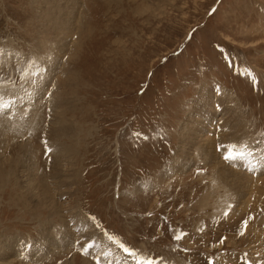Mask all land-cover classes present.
<instances>
[{
  "label": "rangeland",
  "instance_id": "obj_1",
  "mask_svg": "<svg viewBox=\"0 0 264 264\" xmlns=\"http://www.w3.org/2000/svg\"><path fill=\"white\" fill-rule=\"evenodd\" d=\"M60 1L0 0V264H264V0Z\"/></svg>",
  "mask_w": 264,
  "mask_h": 264
},
{
  "label": "bare ground",
  "instance_id": "obj_2",
  "mask_svg": "<svg viewBox=\"0 0 264 264\" xmlns=\"http://www.w3.org/2000/svg\"><path fill=\"white\" fill-rule=\"evenodd\" d=\"M51 1V0H50ZM54 1V0H53ZM61 1H67V0H61ZM60 1V2H61ZM65 2L64 3H62L61 5H59L62 9H65V7L67 8L68 6H66L65 5ZM74 2H76V0L74 1ZM79 2V1H78ZM44 3V2H43ZM50 3V2H49ZM51 4H53V3H51ZM70 4V3H69ZM55 5H57V4H55ZM54 5V6H55ZM72 5V4H71ZM52 6V5H51ZM53 6V7H54ZM72 6H74V5H72ZM58 7V6H57ZM55 8H56V6H55ZM59 8V7H58ZM78 8V7H77ZM69 9H71V8H69ZM52 10V9H51ZM50 10V11H51ZM56 10H57V8H56ZM59 11V10H58ZM53 12V15H51V20H55L56 19V17L58 16V15H60V14H62L63 12ZM72 12H73V9L71 10ZM65 12H67V10L65 11ZM68 12H70V11H68ZM67 12V13H68ZM50 13H52V12H50ZM71 13V12H70ZM74 13V12H73ZM77 13H75V15H76ZM64 15V14H63ZM69 15H71V14H69ZM73 15V14H72ZM74 15V16H75ZM73 16V17H74ZM62 18V17H61ZM63 20V19H62ZM71 21V20H70ZM55 22H56V20H55ZM59 22V21H58ZM65 23V22H64ZM63 23V24H64ZM60 28V27H59ZM63 31V30H62ZM83 32V31H82ZM45 85V84H44ZM43 85V86H44ZM48 88V87H47ZM29 94V93H28ZM201 95V94H200ZM203 95V94H202ZM221 95V94H220ZM199 97V96H198ZM202 97V96H201ZM222 97H224V98H226V95H224V96H222ZM228 97V96H227ZM4 98V97H3ZM208 98V96H205L204 97V99H207ZM201 99V98H200ZM203 99V98H202ZM218 99V100H217ZM216 99V101L217 102H220V104L221 105H219L220 106V108L219 107H217V106H215V104L217 103V102H214L215 100H212L213 102H210V104H209V107H210V109H213V113L214 114H216L217 116H218V114L219 113H221V106H222V110H225L224 108H223V106L224 105H227L228 103L226 102V100H223V98H217ZM228 100V99H227ZM207 101V100H206ZM205 101V102H206ZM204 102V103H205ZM225 102L227 103V104H225ZM54 104V103H53ZM57 104H58V102H57ZM231 104V103H230ZM13 105V104H12ZM198 105V104H197ZM195 106V105H194ZM206 106V105H205ZM13 107V106H12ZM199 107V106H198ZM215 107L216 108H218L219 110L218 111H216L215 110ZM225 107V106H224ZM194 109H196L198 112L200 111V108H197V107H193ZM205 108H207V106L205 107ZM227 108V107H226ZM228 108H231V107H228ZM207 111V110H206ZM228 111V110H227ZM236 111V110H235ZM234 108L232 109L231 108V110H229V112L230 113H232V114H234ZM195 112V111H194ZM22 114V113H21ZM200 115V114H199ZM197 113L196 114H194L193 115V117L191 118V120H189L190 122H188L189 124L192 122V120L193 119H195V118H198V116H199ZM206 115V114H205ZM216 115H213V116H211V119H215V116ZM235 116V115H234ZM58 118H59V125H58V127L60 128V129H62V132H63V129H65L66 127H67V124H66V122H65V120H63L62 119V117L59 115L58 116ZM207 118H209V117H207ZM199 119H201V116L199 117ZM205 121V120H204ZM222 121V120H221ZM212 122V121H211ZM217 122H219V125H220V120H217ZM222 123V122H221ZM189 124H187V128L189 127L188 125ZM202 124V123H201ZM229 124V123H228ZM193 125V124H192ZM207 125H208V122H207ZM206 125V126H207ZM224 125V127H226V126H228V127H230V128H233L232 129V131L231 130H225V132L226 133H228V132H230V134L227 136V138H226V145H228L227 147H229V149L230 150H226L225 151V153H226V155H227V157H229V158H231V159H234V160H236V162L237 163H239L240 162V164H242V161H240V158L243 156V154H244V151L242 150V152L240 151V149L242 148V147H240L239 148V145H241V141H239L238 140V135H236V133H237V131H235V129H239L240 128V125H239V127H237L238 125H236V126H234L232 123H230L229 125H227L226 124V122L223 124ZM204 126V125H203ZM202 126V127H203ZM222 126V125H221ZM242 126V125H241ZM201 127V126H200ZM206 128V127H205ZM183 130V129H182ZM190 130V129H189ZM189 130H187V132L189 133ZM224 131V129H222V130H218V132L217 131H215V134H219V133H221V135L223 134L222 132ZM15 132V131H14ZM192 132H194L193 130H192ZM201 132V131H200ZM233 132V133H232ZM239 132V131H238ZM64 133V132H63ZM187 133V134H188ZM220 135V134H219ZM224 135H226V134H224ZM223 135V136H224ZM241 135V134H240ZM188 136L189 135H185V142H186V140L188 139ZM219 137V136H218ZM190 138V137H189ZM198 138V137H197ZM223 138V137H222ZM220 140V139H219ZM242 141H244V139L242 138L241 139ZM221 141V140H220ZM215 142V141H214ZM242 146V145H241ZM194 147H196V149H195V151L193 150V153H192V156H193V158H192V161H194L195 160V152L197 153V155H196V158H199L200 160H205L207 157L208 158H210L211 160H213V159H215V156H214V154L212 155L211 153H210V151H208V148L207 147H204V146H201V145H199L198 143H196L195 145H194ZM219 147V146H218ZM221 147V146H220ZM223 147V146H222ZM225 147V146H224ZM225 149V148H224ZM212 152H214V151H212ZM238 153H240V154H238ZM220 154V153H219ZM238 154V155H237ZM210 160V161H211ZM235 163V162H234ZM234 163H233V165H234ZM213 165H214V163H212ZM173 165V164H172ZM235 165H236V163H235ZM217 166V164L215 165V167H213V169L214 168H217L216 167ZM225 166V165H224ZM223 166V164H222V168L224 167ZM237 167V166H236ZM219 169V168H218ZM225 169V168H224ZM219 170L220 171V178H219V181H221L222 183H225L226 181H227V178H224V177H231V176H233L230 172H228L227 171V169H225V170ZM228 169H229V167H228ZM216 170V169H215ZM231 170V169H230ZM218 171V170H217ZM232 171V170H231ZM169 172H171L170 170H169ZM173 172V171H172ZM234 172V171H233ZM237 172V171H236ZM15 173V172H14ZM264 173V172H263ZM238 174H240V173H238ZM245 174V173H244ZM237 175V174H236ZM235 175V176H236ZM238 176V175H237ZM244 176V175H243ZM242 176V177H243ZM241 177V176H240ZM240 177L238 176V177H234L235 178V181L237 180L236 178H239L238 180H239V182H238V184H239V186L238 185H232L233 186V188H231V187H229L230 185H228L229 184V182H228V184H227V186H228V188H230L232 191H233V194L236 196H239V200L240 199H242V196H243V185H242V180L240 179ZM241 177V178H242ZM245 177V176H244ZM243 177V178H244ZM247 177V176H246ZM246 177L244 178V179H246ZM242 178V179H243ZM244 179H243V181H244ZM232 180V179H231ZM234 181V180H233ZM246 181H247V179H246ZM232 182V181H231ZM256 183V182H255ZM245 185V184H244ZM226 186V185H225ZM246 187H248V186H246ZM244 188H245V186H244ZM246 189V188H245ZM244 189V190H245ZM28 190V189H27ZM39 190V189H38ZM41 193V192H40ZM44 203V202H43ZM43 205V204H42ZM43 207V206H42ZM47 207V206H46ZM54 209V208H53Z\"/></svg>",
  "mask_w": 264,
  "mask_h": 264
},
{
  "label": "snow or ice",
  "instance_id": "obj_3",
  "mask_svg": "<svg viewBox=\"0 0 264 264\" xmlns=\"http://www.w3.org/2000/svg\"><path fill=\"white\" fill-rule=\"evenodd\" d=\"M224 159H225V160H228V159H229V157H227V156H226V157H224Z\"/></svg>",
  "mask_w": 264,
  "mask_h": 264
}]
</instances>
